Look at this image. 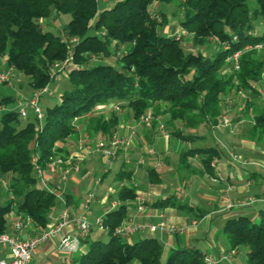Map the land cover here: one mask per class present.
Returning <instances> with one entry per match:
<instances>
[{"label": "trees", "instance_id": "obj_1", "mask_svg": "<svg viewBox=\"0 0 264 264\" xmlns=\"http://www.w3.org/2000/svg\"><path fill=\"white\" fill-rule=\"evenodd\" d=\"M109 1L112 5L100 10L96 0H0L2 70L12 68L27 77L34 91L50 86L56 62L69 56L76 66L65 75L69 89L58 103L41 111V119L34 114L28 120L26 113L24 127L18 110L6 111L14 98H0V107H5L0 111V179L8 185L6 191L0 184V235L11 232L7 222L11 212L28 216L36 230L48 227L57 200L39 186L31 160L35 157L45 171L53 155H68L58 145L77 134L75 123L80 119H86V136L100 134L105 140L119 125L116 107L126 108L137 122L149 112L152 121L145 126L157 129L162 117L168 138L192 142L196 134L184 131L217 126L226 112L225 100L243 91L246 113L253 108L248 138H264V112L253 104L264 92V0ZM174 2L182 16L178 25L191 36L192 48L183 46L182 35L163 33L165 14L159 12L158 23L149 13L156 3ZM51 15L69 17L60 31L64 40L39 25ZM210 38L218 45L208 54ZM193 48L199 52H190ZM235 53H239L236 71L228 62ZM109 103H115L110 114L95 113ZM194 156L208 170L219 153L214 147L185 149L179 155L181 167L191 169L189 158ZM124 179L129 176L120 171L115 181ZM148 180L159 181L154 171L148 172ZM135 191L133 185L118 189L120 204L103 218L107 240L81 241L72 264H204L193 247L172 248L164 257L156 238L131 242L115 233L127 218L128 204L137 198ZM176 203L167 198L154 206L193 210ZM218 237L228 251H245L243 264H264V209L257 221L243 215L227 220Z\"/></svg>", "mask_w": 264, "mask_h": 264}, {"label": "crops", "instance_id": "obj_2", "mask_svg": "<svg viewBox=\"0 0 264 264\" xmlns=\"http://www.w3.org/2000/svg\"><path fill=\"white\" fill-rule=\"evenodd\" d=\"M154 6L149 9L150 13L157 12ZM178 32L176 28L172 34H168V29L164 33L173 36ZM209 48L208 45L205 50ZM215 50V47L212 48L208 54L214 53ZM13 78L19 80L17 75L12 76ZM31 93L32 90L30 96ZM253 102L256 109L263 110L264 92ZM16 105L19 106L18 102ZM114 107L115 103L99 106L95 113L106 116L114 110ZM3 108L5 107L1 106L0 111ZM225 109L223 116L228 117L230 125L224 127L220 121L215 127L206 126L205 135L197 133V129L184 131L185 135L196 132L192 142L164 139L159 135L156 127L141 125L133 120L126 108L116 109L115 111L119 112L120 122L112 136L126 138L130 129L135 131L136 136L130 147L119 149L114 159H111L121 161L112 184L102 187L99 195L94 193V190L102 185V179L111 173L110 169L104 170L101 178L92 180L93 170L88 168L95 162L93 157L96 153L87 155L81 162L79 173L73 174L65 183L58 185L56 180L49 176V187L58 188L64 200V203L57 200V210L50 214L49 225L53 224L63 211H67L71 219L83 217L91 223L98 217L104 218L107 212L116 209L120 204L115 196L118 189L133 185L140 191L137 197H145V202L139 207L135 199L134 203L127 206V218L119 229L131 231L128 236L129 241L156 238L163 245L164 257L170 249L183 247H193L202 255L211 254L214 257L227 252V248L218 237L224 223L239 215L257 221L258 212L264 209V138L257 141L248 138L253 108L246 113L244 99L238 97L237 100H231L230 105H226ZM75 124L77 134L64 144L58 145L68 155L77 152L79 140L86 135L83 131L84 122L78 120ZM104 138L103 135L97 134L92 141ZM209 147H214L219 156L210 163L208 170L201 166L197 156L189 158L191 169L186 170L181 167L179 155L182 151ZM60 155L65 156V154ZM193 164L196 169L193 168ZM120 171L125 172L129 180L115 181ZM149 171L157 174L159 180L157 183L149 182ZM193 177L195 179L191 180ZM90 192L94 194V199L86 204L85 197ZM167 198H172L177 202L176 204L186 205L193 210L177 207L158 209L154 206ZM248 199H253L254 202L245 207L237 206ZM114 201H117L115 206H113ZM161 222L180 227L184 231L182 234L167 236L159 232L150 233L146 229H137L140 226L157 225ZM71 230V225L65 229L66 232ZM38 231L31 226L16 234L21 239H27ZM104 236L107 237L103 230L93 227L87 238L95 241L103 240ZM244 255L245 251L239 250L229 263L221 264H243ZM7 256V250L0 248V261L7 260ZM29 264H64V255L58 251L55 241H47L37 247Z\"/></svg>", "mask_w": 264, "mask_h": 264}, {"label": "built area", "instance_id": "obj_3", "mask_svg": "<svg viewBox=\"0 0 264 264\" xmlns=\"http://www.w3.org/2000/svg\"><path fill=\"white\" fill-rule=\"evenodd\" d=\"M96 1L103 2L105 0ZM213 40L217 42V39L213 38ZM71 42H75V40H72ZM255 48L260 49V46H256ZM238 57L239 53H235L230 59H228V62L231 64V67L234 71L238 70L239 68ZM71 67L76 66L72 64V59L69 56L64 61L56 62L55 64H53V81H56L59 75H66ZM12 75V68L2 70L0 72V83L7 85L10 84ZM44 94L52 96V91H50L49 86H46L41 90L32 91L29 100L24 101L25 106H30L33 108V112L38 119H41L42 117V112L39 107V101ZM238 95L241 99L246 98V96H244L241 91L238 92ZM225 103L226 105H230V97L225 100ZM18 105V113L20 117L26 118L27 115L24 106L21 104V102H18ZM115 109H117V107ZM150 121H152V116L149 112H146L140 117L138 124L149 125ZM250 123L252 126L254 125V120L252 119V117ZM221 125L224 127L230 125V121L227 116L221 117ZM157 129L161 137H163L164 139H168V135L162 122H158ZM135 136L136 134L133 129H131L126 138L112 136L109 139H96L95 141H92V138L85 135L79 140L78 149L75 154L68 156L60 154L53 155L49 159L45 171L37 166L36 158L33 157L31 163L34 168L35 176L38 179L39 186L44 188L47 192L53 194L56 200L64 203V200L61 197V193L60 191H58L59 189L49 187V176L53 177L58 185H60L61 183H65L73 174L79 173L80 164L87 155L91 153H98L106 159H114L115 154L119 149H127L131 146V143ZM0 184L2 185L4 190L8 191V185L5 180L0 179ZM9 196L12 199L11 193H9ZM93 199L94 194L90 192L85 197V203L87 204L90 201H93ZM136 201L140 207L144 204L145 197L139 196L136 198ZM253 202V199H248L239 203L237 206L245 207L252 204ZM116 203L117 201H114L113 206H115ZM10 215L15 216V219L12 221V223H10L11 232L9 234L5 233L0 235V248L3 250H7L8 256L7 260H1L0 264H29V261L37 247L47 241H55L58 251L64 255V264H72V256L79 251L81 241L85 240L88 237L91 229L93 227H97L101 230H105L103 217H98L94 220L93 223H91L83 217L71 219L67 211H63L53 224L49 225L45 229L38 231L27 239H21L16 233L31 227L32 220L28 216H21L15 214L14 212H11ZM70 225L72 226V230L66 232L65 229ZM137 229H146L150 233L159 232L167 236L182 234L184 231L180 227H176L165 222H161L157 225L140 226L137 227ZM130 232V230L127 231L123 229H117L115 231L116 234L124 237H128ZM237 252V250L222 252L218 257H214L211 254H203V263H229L237 255Z\"/></svg>", "mask_w": 264, "mask_h": 264}, {"label": "rangeland", "instance_id": "obj_4", "mask_svg": "<svg viewBox=\"0 0 264 264\" xmlns=\"http://www.w3.org/2000/svg\"><path fill=\"white\" fill-rule=\"evenodd\" d=\"M250 4H251V6H255V3L253 1L250 2ZM111 5H112V3L109 0H105L104 3L102 1H98V7L100 10L108 8ZM154 7H155V10H157V12L153 13V11H152V13H150V10H149V13H150L151 17L154 18L158 23H160L162 21L161 15L159 14V12L165 14L166 26L163 28V33L166 31V29H168L169 30L168 34H172L173 30L174 29L176 30V28H177L179 30V32L176 33V35H173V37H178V36L182 35L184 37L183 46H186V48H188V49L192 48L191 40H190L191 36L189 34H187L185 31H183L181 29V27L178 25L177 21L181 20L182 16H181V12L177 6V3L174 2V3H171L169 5L164 4V3H156ZM68 21H69L68 16L51 15L48 19L39 20L38 23L40 26H42V28L45 31H49L56 36H60V38H62L64 40L65 37L60 31L68 23ZM208 45L210 48H209V50L207 49V52L211 51L212 48H214V47L216 48L218 43L216 41H214L212 38H210L208 40ZM203 49H204V47L201 48L200 50H203ZM205 49H206V47H205ZM190 52L196 53V52H199V50L197 48H193L192 50H190ZM91 59L93 60V62L97 61L96 58L95 59L91 58ZM2 68H3V65L1 63L0 64V72L2 71ZM16 75L18 76L19 80H17V78H13V79L11 78L10 84H8V85L0 83V98L1 97H12L15 100L14 103L11 102L9 105H7L6 111L11 110V109H13V111L18 110V108H17L18 106L16 104H17V102H21V104L24 106L26 113L28 115V120H31L34 118L33 108L30 106H25V103H24L25 100H29V98H30L31 87L29 86V80L27 77H25L21 74H17V73H13L12 76L14 77ZM49 89H50V91H52V96H48L47 94H44L40 98V101H39V107H40L42 112L46 108L52 107L53 105L57 104L59 101V96L64 91L69 89V84L65 78V75H59L57 80L53 81L50 84ZM241 92L245 96L244 92L243 91H241ZM16 97L20 98V100L19 99L17 100ZM238 97H239V95L237 93L236 95L231 96L230 100H237ZM126 111H127V109H126ZM0 113H2V112H0ZM80 120H81V123L86 122L85 118H83V120L82 119H80ZM162 120L164 121V119L162 117L157 119V121H160V122H162ZM19 121H20V127H24L26 122H27L26 119H23V118H19ZM78 123H80V122H78ZM130 131H131V129H130ZM196 132L202 133L204 135L206 134V130L204 127L197 128ZM196 132H190V134L195 135ZM93 159L95 162L92 161L93 165H91V167L89 166V168H88V170H90V169L93 170L92 180H95V179L97 180V179L101 178L104 170H108V169L111 170V173L107 177H104L102 179L103 180L102 185H100L99 187H97L94 190V193L99 195L102 187H104L106 184H112L114 174H115V172H117L119 170V167L121 165V161L120 160L112 161L110 159H106L98 153H96V155H94ZM194 164H193V168L196 169ZM83 167H84V165H83ZM184 171H186V170H184ZM192 179H195V178L193 177V178H191V180ZM135 192L138 194L140 191H139V189H136ZM56 210H57V206H55V208L53 209L52 212H54ZM14 218H15V216L8 215V217H7L8 224L12 220H14ZM103 240L106 241L107 237L104 236Z\"/></svg>", "mask_w": 264, "mask_h": 264}]
</instances>
